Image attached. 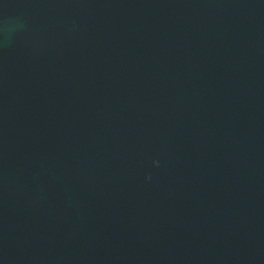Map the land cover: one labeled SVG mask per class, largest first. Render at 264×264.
I'll use <instances>...</instances> for the list:
<instances>
[{"label":"water","instance_id":"obj_1","mask_svg":"<svg viewBox=\"0 0 264 264\" xmlns=\"http://www.w3.org/2000/svg\"><path fill=\"white\" fill-rule=\"evenodd\" d=\"M0 264H264V0H0Z\"/></svg>","mask_w":264,"mask_h":264}]
</instances>
